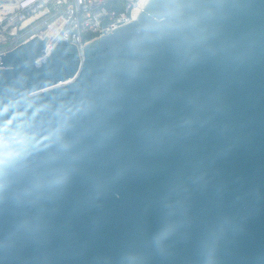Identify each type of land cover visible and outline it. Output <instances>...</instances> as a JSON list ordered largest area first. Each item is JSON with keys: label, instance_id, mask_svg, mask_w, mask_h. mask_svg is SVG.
I'll list each match as a JSON object with an SVG mask.
<instances>
[{"label": "water", "instance_id": "water-1", "mask_svg": "<svg viewBox=\"0 0 264 264\" xmlns=\"http://www.w3.org/2000/svg\"><path fill=\"white\" fill-rule=\"evenodd\" d=\"M46 39L0 54V264H264V0Z\"/></svg>", "mask_w": 264, "mask_h": 264}, {"label": "built area", "instance_id": "built-area-1", "mask_svg": "<svg viewBox=\"0 0 264 264\" xmlns=\"http://www.w3.org/2000/svg\"><path fill=\"white\" fill-rule=\"evenodd\" d=\"M139 0H0V54L37 35L45 54L59 39L82 48L135 19ZM71 33V34H70ZM70 36V38H69Z\"/></svg>", "mask_w": 264, "mask_h": 264}, {"label": "bare ground", "instance_id": "bare-ground-1", "mask_svg": "<svg viewBox=\"0 0 264 264\" xmlns=\"http://www.w3.org/2000/svg\"><path fill=\"white\" fill-rule=\"evenodd\" d=\"M147 2H148V0H139L136 8L133 11V15H134L135 19L139 16V14L143 10V8L145 7Z\"/></svg>", "mask_w": 264, "mask_h": 264}]
</instances>
